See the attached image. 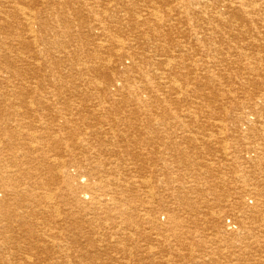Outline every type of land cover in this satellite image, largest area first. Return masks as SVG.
I'll return each instance as SVG.
<instances>
[{
  "label": "bare ground",
  "instance_id": "bare-ground-1",
  "mask_svg": "<svg viewBox=\"0 0 264 264\" xmlns=\"http://www.w3.org/2000/svg\"><path fill=\"white\" fill-rule=\"evenodd\" d=\"M44 87L50 92L38 98ZM210 116L217 117L210 126L229 131L249 194L236 197L237 214L230 216L218 191L227 186L211 168L188 174L187 182L160 180L176 202L164 205L165 230L198 227L210 217L217 235L239 241L250 232L251 240H263L264 188L255 157L264 145L247 146L242 136L264 137V0H0V264H105L101 254L136 240L144 201L132 175L137 157L159 145L181 150L140 126H175L172 135L182 140L189 134L182 127L197 125L201 135V118ZM82 136L76 153L74 138ZM105 142L117 147L100 149ZM105 151L133 161L135 171L118 160L114 167L96 162ZM83 162L91 166L84 170ZM190 162L178 161L185 173ZM201 180L207 192L198 189ZM155 223L161 230L162 222Z\"/></svg>",
  "mask_w": 264,
  "mask_h": 264
},
{
  "label": "rangeland",
  "instance_id": "rangeland-1",
  "mask_svg": "<svg viewBox=\"0 0 264 264\" xmlns=\"http://www.w3.org/2000/svg\"><path fill=\"white\" fill-rule=\"evenodd\" d=\"M36 7V6H35ZM30 9H33V7H29ZM35 9V8H34ZM40 9L39 6L36 7V10ZM244 45V44H243ZM245 48H248L245 46ZM23 65V64H22ZM47 88V89H46ZM46 92H45V91ZM49 87H44V89L40 90L39 92H37L38 94V98L41 97L40 94H47L48 92H50ZM48 91V92H47ZM96 102V101H94ZM93 102V103H94ZM66 112V111H65ZM68 114V113H67ZM68 116V115H65ZM210 116V118H207L205 120V122H202V120L204 118H201V131H199L201 133V135H196L197 133V125H194L193 129L190 130L185 129L184 127H182V132L188 134V135H183L185 136L182 140L180 138V136H178V138L174 137V132L178 131V130H174L175 126L171 127H167V126H163V125H158L156 123V121L150 122L149 125L151 127H143L140 126L141 130L146 129L147 131L150 130H154L157 132L158 137L162 140V143L165 141V139L167 140V142H171L174 144H177V147L181 148L180 152H173V151H166V149L163 147V145H159L157 147H154L151 151H145L140 153V155L137 157V168L141 167V165L143 166L140 171V169H137V173L134 174L132 173L133 176H136V178L138 179L139 183V187L138 190L140 192L137 191V196L140 198V201L142 202L143 200V204L142 206L139 208V217L138 219L135 220V225L137 227V230L134 233V242H127L125 243V249H123V251L121 250H117V249H111L109 248V250L107 251V253H103L100 255V258L104 261L105 264H263L264 263V238H262L263 240H261V237L256 238V239H250L249 237H251V235L249 234L250 232L247 233H243L240 234L242 236L241 240H235L232 237H226L224 238V236L221 235H217V232L214 230L213 226L211 225V218L210 217H206L205 221H202L201 224L197 227L194 226V224H189L191 225L190 229H181V228H173L171 232H167L165 230V224H167V217H165L164 220H162L161 217L163 212H167V208L164 207L165 204H168L169 202V207L172 204H176L175 200L171 197V194L169 191H166V188H162L161 186H159L160 184V180H170V178L172 177L173 181L175 183H177V179H185V182L188 181L189 179V175H201V173L207 169V168H211V170H213V174H214V179L220 180L222 179V182L225 186L227 187H223L220 188L218 191L219 193H221V195H226L225 198H222V208L223 206H225L226 211L229 213L230 216H232V213L237 214L236 212L233 211V209H237V202L236 199L239 197V194H241L242 191H246L245 193L249 194V190L247 188V183L244 181L245 179V175L244 172L240 169L241 165L239 163H234L235 161V157H237V150L232 148L234 145H232L233 141H231L232 137L230 136V134L227 132L226 134H221V132L219 131V126H215L212 127L210 126V124H213V122H216L217 117H212ZM211 119V120H210ZM215 120V121H214ZM210 121V122H207ZM94 123V122H91ZM206 124V126H205ZM209 127H208V126ZM219 125V124H217ZM86 126V127H85ZM87 124H85L83 127H81L82 129H86L87 128ZM101 126V125H100ZM117 126V124H116ZM115 126L114 130L117 129V127ZM206 129H205V127ZM164 127V128H162ZM208 127V128H207ZM109 128V127H107ZM184 128V129H183ZM195 128V130H194ZM212 128V129H211ZM89 129V127L87 128V130ZM109 129H113V128H109ZM107 129L108 133L111 132V130ZM121 129V127H120ZM214 129V131H212ZM216 129V130H215ZM218 129V131H217ZM85 130V132L87 131ZM184 130H189L192 131L191 135L193 133V136L195 134L194 137L189 136L190 132L188 131H184ZM199 130V129H198ZM221 130V129H220ZM232 130V127L231 129ZM159 131V132H158ZM83 132V131H82ZM195 132V133H194ZM219 132V133H218ZM233 132V131H232ZM165 133V135H164ZM213 133V135H212ZM160 134V135H159ZM173 134V135H172ZM162 135H164L165 137H163ZM170 135V136H169ZM172 135V136H171ZM169 136V137H168ZM230 138H229V137ZM111 138H113L114 140L118 141L119 139H116L112 134L111 136H109ZM108 137V139H109ZM173 137V140L170 138ZM190 139H189V138ZM201 137V138H199ZM225 137V138H224ZM227 137V138H226ZM79 138L81 139H85V136L82 137H75L74 140L76 139V141H74L73 143L76 145L77 144V149H76V153H81V149L83 148L84 143L80 142ZM146 138V137H143ZM229 138V139H228ZM249 138H251V140H249ZM78 139V141H77ZM107 139V140H108ZM186 139V140H185ZM194 139V140H193ZM197 139V140H196ZM208 139V140H207ZM213 139V140H212ZM243 143L245 145L248 146V143H255V145L259 144V145H264V137L263 139H258L257 137L252 138V137H247L246 134H244L242 136ZM169 140V141H168ZM180 140V141H179ZM201 140V141H200ZM223 140V141H222ZM226 140V141H225ZM259 140L261 142H259ZM157 141V139H149V142L151 144H154L153 142ZM200 141V142H199ZM228 141V142H227ZM248 141V142H247ZM166 142V141H165ZM186 142V143H184ZM191 142H193L191 144ZM199 142V143H196ZM221 142V143H220ZM224 142V144H222ZM246 142V143H245ZM258 142V143H256ZM161 143V144H162ZM195 143V144H194ZM263 143V144H262ZM117 147V144H110L108 142L103 143L104 146H101L100 149L104 150L106 148H110L111 147ZM187 144V147H186ZM190 144V145H188ZM194 144V145H193ZM199 144V145H198ZM222 144V145H220ZM227 146H226V145ZM197 145V146H196ZM210 145V146H209ZM165 146V145H164ZM167 146V144H166ZM193 146V147H192ZM204 146V147H203ZM209 146V147H207ZM224 146V147H223ZM231 146V147H230ZM160 147V148H158ZM162 147V148H161ZM171 147V145H170ZM186 147V148H185ZM197 147V148H196ZM202 147V148H201ZM221 147V148H220ZM104 148V149H103ZM160 150H158V149ZM189 148H191L190 150H188ZM193 148V149H192ZM207 148L210 149V153L207 151ZM225 148V149H224ZM231 148V149H230ZM155 149H157V151H155ZM201 149V150H200ZM206 149V151H205ZM218 149V150H217ZM220 149V150H219ZM185 150V151H184ZM195 150V151H194ZM216 150V151H215ZM212 151V152H211ZM225 153H223V152ZM156 152V153H155ZM214 152V153H213ZM216 152H221L220 154L216 153ZM234 152V153H233ZM256 166H258V172H262V175L259 174L257 176L259 180V187L262 186L261 188H264V170L260 171L261 169H264V152L261 150H256ZM261 152V153H260ZM263 152V154H262ZM187 153V154H186ZM213 156H212V154ZM260 153V154H259ZM106 154V155H105ZM154 154V155H153ZM158 154V156H157ZM162 154V155H160ZM167 154H170L167 156ZM216 154V155H215ZM218 154V155H217ZM222 154V155H221ZM237 154V155H236ZM112 155V156H111ZM117 154H115V152L112 151H105L103 152V155L99 157V155L97 157H94V160L96 162L99 163H105L106 161L108 162V166L110 167H114V164L117 163L118 160V164L120 167H122L123 169L127 170V171H131L134 172L133 169H130V166L133 165V161L130 162H126L125 160L123 161L124 158H122L121 155L118 154V156H116ZM123 155V154H122ZM141 155H143L141 157ZM145 155V158H144ZM151 155V156H150ZM187 155V156H186ZM253 155H255V153H253ZM164 156V157H163ZM180 156V157H179ZM108 157H110L108 159ZM152 159H150V158ZM153 157V158H152ZM174 157V158H173ZM185 157V158H184ZM203 157V158H202ZM207 157V160H206ZM214 157V159H213ZM259 157V159H258ZM101 158V159H100ZM116 158V159H113ZM143 158V159H142ZM234 158V160H233ZM108 159V160H107ZM185 159V160H189L190 165L188 167L191 168L192 171L188 170L185 173V170L181 167V165L178 163L179 160ZM192 159V160H191ZM216 159V160H215ZM217 159L218 160L217 162ZM225 159V160H224ZM262 159V161H261ZM103 160V162H102ZM122 160V161H120ZM141 160V161H140ZM145 160V162L148 160V165L147 162L145 164V162L143 161ZM151 160V162H150ZM196 160V161H195ZM224 160V161H223ZM116 161V162H114ZM196 163H195V162ZM202 161H203V165H202ZM209 161V162H207ZM212 161V162H211ZM227 161V162H226ZM230 161V162H228ZM232 161V163H231ZM263 163H261V162ZM121 162V164H120ZM123 162V163H122ZM141 162V163H140ZM154 162V163H153ZM205 162L207 164H205ZM129 163V164H128ZM141 165H140V164ZM212 163V164H211ZM235 166H234V164ZM259 163V164H258ZM154 164V165H153ZM166 164V165H165ZM174 164V165H173ZM205 164V165H204ZM237 164V165H236ZM124 165V166H123ZM129 165V166H128ZM140 165V166H139ZM145 165V166H144ZM218 165V166H216ZM239 165V167H238ZM83 166H84V170L86 168L89 167H85L87 166L85 162H83ZM107 166V168H109ZM127 166V168L125 167ZM147 166V167H146ZM196 166V167H195ZM208 166V167H207ZM224 168H223V167ZM232 166V167H231ZM132 167H136L135 165H133ZM150 167V169H148ZM168 167V168H167ZM171 167V168H170ZM180 167L182 168V170L180 169ZM205 169H204V168ZM145 168V169H144ZM152 168V169H151ZM156 168V169H155ZM203 168V169H202ZM217 168V169H215ZM223 168V172L221 171V169ZM147 169V171H146ZM164 169V170H163ZM180 171H179V170ZM202 169V170H201ZM156 170V171H155ZM160 170V172H159ZM174 170L173 172H177L176 174L171 171ZM217 170V171H216ZM227 171V173L225 171ZM149 171H151L149 173ZM155 171V172H153ZM168 171V172H167ZM172 172V174L169 176L168 173ZM194 171V172H193ZM121 172V171H120ZM119 172V173H120ZM143 172H148L147 174H149V176L144 175L145 173ZM163 172V173H162ZM181 172V173H180ZM215 172L217 175H215ZM218 172V173H217ZM241 172V173H240ZM119 173H117V175H119ZM154 173H159V178L158 175L154 174ZM243 173V174H242ZM129 174V173H128ZM151 174H153V176H151ZM180 174V175H179ZM185 174V175H184ZM189 174V175H188ZM220 174V175H219ZM223 174V176L221 175ZM237 174V175H236ZM239 174V175H238ZM141 175V176H140ZM188 175V176H187ZM141 179H140V177ZM148 178H146V177ZM169 176V177H168ZM174 176V177H173ZM241 177L243 176L242 180L239 179H235V177ZM262 176V177H261ZM139 177V178H138ZM153 177V180H151V178ZM181 177V178H179ZM187 179H186V178ZM217 177V178H216ZM260 177V178H259ZM130 178V177H128ZM143 178V179H142ZM151 183L150 184H144L143 182H145L146 180ZM155 178V179H154ZM161 178V179H160ZM176 178V179H175ZM136 179V180H137ZM238 180V181H237ZM229 181V182H228ZM237 181V182H236ZM212 183L214 181H211ZM219 182V181H218ZM232 182V183H231ZM262 183V184H261ZM204 182L203 180H201V183L198 186V189L201 191H206L207 192V188L203 185ZM241 184V185H240ZM152 187H150V186ZM183 185V183H182ZM142 186V187H141ZM99 190V187L96 186ZM241 188L242 190L239 191V189ZM151 188V189H150ZM244 188V189H243ZM235 189V190H234ZM97 190V189H96ZM237 191V192H236ZM166 192V193H165ZM167 192L169 194H167ZM100 191H96L95 194L96 195H100L99 194ZM234 193V194H233ZM139 194V195H138ZM237 194V195H236ZM142 196V197H141ZM165 196V197H164ZM197 197V196H196ZM211 197V196H210ZM237 197V198H236ZM169 198V199H168ZM165 199V200H164ZM168 199V200H167ZM159 200V202H158ZM162 200V201H161ZM174 200V201H173ZM235 200V201H234ZM86 202H90V200H87ZM166 202V203H165ZM171 203V205H170ZM231 203V204H230ZM145 204V205H144ZM153 204V205H152ZM151 205V206H149ZM155 205V206H154ZM174 205H172L171 207L173 208ZM159 208H158V207ZM160 206H163L160 207ZM92 207H96V205H93ZM231 209H230V208ZM236 207V208H234ZM150 208V209H149ZM155 209V213L153 212V210ZM152 210V212H151ZM166 210V211H165ZM218 210V209H217ZM146 211H150L149 213ZM158 211V212H157ZM161 212V213H160ZM147 213V214H146ZM158 213V214H157ZM261 213L264 214L263 210H261ZM167 214V213H165ZM234 214V215H235ZM153 215V216H152ZM158 217H160L158 219ZM236 217V216H234ZM233 217V218H234ZM154 218V219H153ZM227 220L226 222L228 224L232 223L233 220H231L232 218H230L228 215L226 216ZM155 219L159 220L160 222H162L161 224L163 226H161V230H158L157 228V223H155ZM193 219V218H192ZM197 219V218H196ZM235 219V218H234ZM166 220V221H165ZM209 220V221H208ZM151 221H153L154 223H151ZM207 221L210 223H207ZM207 223V224H206ZM204 224V225H203ZM251 224V225H250ZM262 223H259L258 225H260ZM155 225V226H154ZM252 223H249L250 227H256L257 223H255L253 226ZM167 226V225H166ZM194 226V227H192ZM163 227V228H162ZM211 227V228H210ZM141 228V229H140ZM157 228V229H156ZM155 229V230H154ZM160 229V228H159ZM164 229V230H163ZM141 231V232H140ZM166 233H164V232ZM255 231H257V227L255 228ZM145 232V233H144ZM214 232V235H213ZM258 232V231H257ZM140 235L139 237L137 236L138 234ZM145 235H144V234ZM157 233V234H156ZM177 235L178 239H176L174 237V235ZM168 235V236H167ZM170 236V237H169ZM100 238L102 236H99ZM97 237V238H99ZM158 237V238H157ZM247 237V238H246ZM138 238V239H137ZM163 238V240H162ZM213 238V239H212ZM217 238V239H216ZM220 238V239H219ZM222 238V239H221ZM224 238V239H223ZM230 238V239H229ZM157 241H156V240ZM229 239V240H228ZM154 240V241H153ZM223 240V241H221ZM247 240V241H246ZM250 240V242H249ZM256 240V241H255ZM137 241V242H136ZM201 241V242H199ZM252 241V242H251ZM258 241V242H257ZM163 242V243H162ZM197 242V243H196ZM223 242V243H222ZM249 242V243H248ZM257 242V244H256ZM135 243V244H134ZM230 243V244H228ZM237 243V244H236ZM259 243V244H258ZM129 244V245H128ZM230 245L229 246L227 245ZM247 244V246H246ZM133 245V246H132ZM148 245V246H147ZM235 245V246H234ZM242 245V246H241ZM128 247H130V249H128ZM239 247V248H238ZM136 248V249H135ZM134 249V250H133ZM246 249V251H245ZM239 250V252H238ZM129 251V252H128ZM256 251V252H255ZM121 252V254H119ZM131 252V255L129 257V254ZM234 252V254H233ZM128 253V254H126ZM237 253V255H235ZM251 253V254H250ZM255 253V254H254ZM240 255V256H239ZM254 255V256H252ZM238 257V258H237ZM250 257V258H249ZM235 258V259H234ZM248 258V260H247ZM253 260V262L251 263V261ZM216 261V262H215ZM125 262V263H124ZM136 262V263H135ZM233 262V263H232ZM250 262V263H249ZM263 262V263H262Z\"/></svg>",
  "mask_w": 264,
  "mask_h": 264
}]
</instances>
